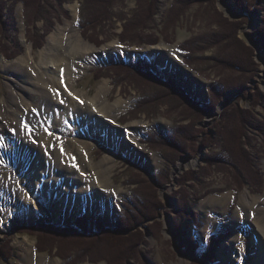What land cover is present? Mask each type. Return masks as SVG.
<instances>
[{"label": "rangeland", "instance_id": "rangeland-1", "mask_svg": "<svg viewBox=\"0 0 264 264\" xmlns=\"http://www.w3.org/2000/svg\"><path fill=\"white\" fill-rule=\"evenodd\" d=\"M27 1L31 3V0H26V3H28ZM91 1L89 0L88 4L91 5ZM94 1L100 2L98 0ZM106 1L111 4L106 14L101 16L99 21L90 24L87 21L79 25L80 16L84 18L87 15L85 0H41L45 6L44 13H36V16L40 17L37 19L26 15L31 11V8H29L31 6H25L22 0H0V45H3L8 50L6 56L0 51V57L6 61L7 67L10 65L7 69L0 68V101L6 99L12 91L17 89L20 91L21 86H23V72L19 71V66L12 63L18 57L23 58L24 55H29L27 51L30 48L34 58H31L28 69L34 68L39 61V50L45 46L48 34L58 24H63L67 20H73V5L75 4H77L76 17L79 32L94 47L99 48L111 41L117 40L125 47L135 48L136 52L141 50L136 55H130L131 58L129 59H123V57L120 58L118 56V58L110 60L105 59L104 62L98 64L89 62L85 67L80 68L78 71L74 70V73L71 74V84L73 83L76 89L80 91L88 92L89 95L95 92L102 79L109 80L111 89L107 92V98L113 101L115 98L121 96L123 101L128 103L126 109L119 113L116 125H125L130 121L140 120L141 128L137 129L138 132L130 137L131 142L129 143H131V146L127 143H120L115 146L114 167L110 177L107 175V178L108 180L111 179L112 185L117 188L118 196L113 198L110 195L112 199L111 201L108 200V204L101 202L102 198L96 203L92 202L91 199L96 194V189L91 188L87 192H81V190L87 189L85 181L73 182L71 178L69 179V186L70 188L75 186L77 189L73 191L75 193H72V197L74 204L78 206L69 209L67 206L68 202L65 199L71 194H68L65 188L62 187V189L56 192V190H53L55 187L53 186L54 183L49 185L50 178L42 175L40 176L41 182L39 181L37 184L33 180L34 177L27 178V174H24L22 169L19 168L22 164L19 165V158L23 155L28 156L31 151L26 150L27 152L24 154L22 149L12 147L6 142L5 138H3L4 142L0 140V166L1 164L7 166V163H9L8 159H10L9 155H12L15 163L10 167L9 171L12 174L13 181L16 180L15 183L22 189L28 192L31 191V195L34 197L31 198L30 196L29 200L32 203L39 204L38 207L41 208V210H38L34 204L33 207H30L23 200H20L19 202L9 204L7 210L2 212L0 215V264H26L25 257L27 252L23 248L25 244H32L34 246L33 254L37 258L43 259L41 264H63L64 260L57 256V250L74 248L73 246L75 245H66L62 241L63 239L61 238L63 237L61 235L58 237L57 234L49 232L47 234L49 237L48 243L41 245L43 246L42 248H47V250H38L36 247V237L32 233L33 228L31 227L34 223H49L54 228H58L69 224L79 213L85 212L87 215L100 214L104 219V223L111 226L113 224V215L121 211L122 202L126 201L130 194L131 187H133L130 185V182L142 179L145 184L146 180H148L147 178L150 177V173L160 169L164 170L166 162H164L159 151L151 150L150 147L147 148L145 136L149 132L167 131L172 126V122L186 124L189 119L184 116L185 103L183 99L168 95L172 99H168L169 102L167 104L162 103L167 100L165 97L162 101L151 104L150 102L152 101L149 100L150 102L140 103L139 106H136V102L139 99L146 97V95L152 93L154 88H157L156 83L151 79L148 80V78L141 77L138 73L129 74L121 68L108 67L113 63H128L144 58L148 61V69L153 74H156V68L162 69V78L164 80L168 78L174 79L173 83H175L176 87L183 90L187 96L193 95L200 102L206 103L209 99L208 90L215 81L213 78L220 76L217 71L211 69L212 66L208 60L199 63L205 71L203 74L183 64L184 54L179 50L177 45L183 40L216 28L214 22L220 20V17L227 21L245 19L237 29L236 37L241 40L243 45L251 48L253 51L252 57L258 64V70L253 73L252 78L248 79L246 88L243 89V95L242 91L241 94L240 91H226L222 95L221 100L214 106V109L208 114H204L196 125L205 130L207 129L206 131L212 134L216 141H222L223 137L221 138L220 135L213 132L211 124L218 118L217 116L226 105L239 103L243 107H248L249 102L254 98V95L250 94L257 87L261 105L256 106L254 112L258 121L263 126L261 128L257 127V129L260 128L259 130L253 129V126H248V132L252 135V142L249 145L250 148H246V150H249L252 158V171H249L248 168L250 167H247L238 160L239 165L237 168L239 176L235 177L229 170L224 172L226 170L224 167L220 166L221 168H218L219 165L215 167L217 169H224L211 170L214 167L212 164L210 168L207 166L210 170L208 174L198 176V178L189 182L186 181V187L185 184L183 186L189 191L191 197L190 204L193 210L196 211L197 220L202 224L201 228L197 231L201 241L204 242L214 233H225L224 238L216 247V261L214 264H220L222 258L230 256V264H253L256 250L262 247L263 242L254 221L249 218V214L251 215V208H255L254 205L256 206V201L251 199L250 196L257 197V199L262 197L259 201L260 203L264 199V47L255 43L252 37L255 31L259 30V26H261L264 10L258 7L250 10L242 9L237 6L235 0H197L196 2L191 0L189 4H185L182 8L173 9L174 13L169 17L170 8L174 0H155L154 8L156 11H154L151 16L152 19L149 21V19H145L146 7L148 8L147 0ZM98 13L100 14V12ZM251 15L257 16V21L252 26L250 23ZM144 20H148L146 25ZM139 26L145 27V34L152 33L154 40L151 42L139 41L138 38L140 37L134 36L137 32L144 34ZM221 26V33L223 32L222 34H224V31H227L226 26L224 24ZM164 34L167 35V38L163 36ZM128 35H133V37H128ZM216 47L206 51L205 55L212 56L217 51ZM168 50H174L173 54H180V56H171L170 59L163 60L162 54ZM212 63L214 64L213 60ZM101 67H103L102 70ZM225 72L234 75V71L230 67L226 68ZM221 74L223 77V73ZM181 82H185V84ZM230 95L234 97L225 103L226 96ZM229 123L226 122V125ZM120 127L123 128V126ZM136 138H139V142L145 148H141L138 144L134 143V139ZM116 139L118 140V137ZM60 141H63V139ZM107 147V144L99 142L96 147L92 148V151L87 152L85 159L87 162L93 161V168L88 164L87 166L81 164L79 167L85 168V171H89L91 176L96 177V174L99 175V168L96 165L100 164L99 161L105 155ZM221 147L210 148L197 142L196 153L189 155L182 152L174 158L173 164L170 165L167 162V169L169 170L168 181L163 184L154 185L156 194L162 201L163 206L155 218L145 219L138 224V229L145 242L135 253V256H139V252L140 256L142 255L143 260L140 261L141 264H200L198 261L193 260L191 256L180 251L176 245V240L173 238V217L176 215L175 208L178 204L176 195L183 174L188 170L198 171L199 167H203V157L215 154ZM28 151L30 152L28 153ZM32 154L31 159H29L30 162L38 155L37 151H34ZM31 163L33 164L34 160ZM49 163L50 161H46V167L51 165ZM180 163L183 166L178 169ZM79 167L77 168V172H83ZM208 169L205 168L207 171ZM29 174L32 175V173ZM259 174L261 176H259L258 180L256 176ZM249 176H251V181L248 179ZM45 187L49 188V193L44 191L46 190ZM38 188L40 191L39 196L37 194ZM101 189L99 190V196L105 194L103 193L104 189ZM247 191H249V197ZM110 192L109 190V194ZM80 193L85 196L84 199L86 201L79 198ZM36 198L41 199V202H37ZM3 203L1 201L0 205L2 206ZM21 205L23 206L20 208ZM259 207H262L261 209L264 210V204L262 206L259 204ZM38 211H43L47 216L39 217ZM32 214L36 216L33 219L31 218ZM154 221L160 224L158 231H154L150 226H153ZM185 222L189 224L187 230L190 233L196 231L192 221L188 222L186 220ZM44 229L41 228L38 231L42 234ZM183 229L186 230L185 228ZM235 232L236 237L233 241V250L231 248V250L224 249L225 246L223 247V244ZM97 237L100 236L96 234L90 236V238H93L92 240H95L94 238L101 240V238ZM21 239H23L22 244L19 243ZM220 249L222 250L220 251ZM100 256L102 255L95 256L92 249L88 248V250L86 249L76 257L77 260L74 264H111L109 263V259H101ZM107 256L110 257V255ZM225 262L222 261L223 264ZM126 264L138 263L132 260Z\"/></svg>", "mask_w": 264, "mask_h": 264}, {"label": "trees", "instance_id": "trees-1", "mask_svg": "<svg viewBox=\"0 0 264 264\" xmlns=\"http://www.w3.org/2000/svg\"><path fill=\"white\" fill-rule=\"evenodd\" d=\"M22 1L25 6H31L29 7L31 8V11L28 8L30 12L26 14L30 16V18H40L36 16V13H44L45 6L43 4L44 2H41V0H31V3L29 1L26 3V0ZM88 1L89 0H85L87 15H85L84 18L83 16H80L79 25H82L87 21L89 24L99 21L101 16L106 14L107 9L111 4L106 0H98L100 1L98 3L97 1L92 0L90 5L88 4ZM192 1L196 2L197 0ZM190 2L191 0H174L172 2V7L170 8L169 17L174 13L173 9H180ZM235 2L237 3V6L242 9L250 10L254 7H258L261 10H264V1L262 0H256L254 2L253 0H235ZM147 4L148 8L146 7L145 19L151 21V16L154 11H156L154 8L155 0H147ZM91 6L93 7V10ZM98 12H100V14ZM244 20L245 19L239 21H227L220 17V20H214L216 28L209 32L183 40L178 44V48L184 52L183 62L189 68L203 74L205 71L201 68L199 63L208 60L212 66L211 69L217 71L220 76L213 78L215 81L208 90L209 100L206 103H201L196 98L187 96L183 90L176 87L175 83H173L174 79L172 80L171 78H168L164 80L162 78V69L156 68V74H153L148 69V61L144 58H140L130 65L127 63H115L109 65L108 68H121L129 74L138 73L141 77L145 79L148 78V80L151 79L156 83L157 88H154L152 93L146 95V97L139 99V102H136V106H139L140 103L143 104L144 102L152 101L150 102L152 104L162 101L165 97L167 100L162 103L167 104L169 102L168 99H172L169 98L170 96L168 95H173L172 97L177 96L178 98H182L185 103L184 116L189 119V121L186 124L182 122H173V126L167 130V133H146L145 140L147 146L162 154L166 166L164 170H157L150 173V177L147 178L148 180H146L145 184L142 179L130 182V185L133 186L131 187V194L123 203V210L114 216V224L111 227L104 226L100 216L87 217L85 214L75 217L72 223L58 228H54L52 224H34L31 227L33 228L32 233H34L36 237V247L38 250H47V248H42L43 246L41 245H46L48 243L49 237L47 234L53 232L57 234L58 237L59 235L63 237L61 239H63L62 241L64 244L69 246L75 245L73 246L74 248L57 250L56 254L64 260L63 264H74L77 260L76 257L86 249L88 250V248L92 249L95 256L102 255L100 256L101 259H109V263L111 264H126L132 260L141 264L140 261L143 260L142 255L140 256L139 252V256H135V253L145 242L138 229V224L145 219L155 218L163 206L162 201L156 194V188L154 185L163 184L168 181L169 170L167 169V162L170 165L173 164L174 158L182 152L189 155L196 153L197 142H199L200 145H207L210 148L222 147L215 154L204 156L203 167H199L198 171L188 170L183 174L176 195L178 204L175 208L176 215L173 217V238L176 240V245L179 247L180 251L191 256L193 260L198 261L200 264L215 263L216 247L224 238L225 233L212 234L205 242L201 241L197 231L201 228L202 224L197 220L196 211L193 210L192 205L190 204L191 197L189 191L185 188V182L195 180L198 176L208 174L210 172L208 167L210 168L212 164L214 167H218L217 165H219L218 168H221L220 166L224 167L226 169L224 172L229 170V172L235 177L239 176V170L237 168L239 165L237 162L238 160L247 167H250L248 169L249 171H252V158L249 150H246V148H250L249 145L252 142V135L248 132V126H253V129H257V127L261 128L263 126V124L258 121L254 112L256 106L261 105V99L259 98L257 87L252 91V93H254L256 89L255 93L250 94L254 95V98L249 102L248 107H243L239 103L226 105L217 116L218 118H216L211 124L213 127L212 129L214 130L213 132L220 135L221 138L223 137L222 141H216L212 134H209L206 131L207 129L205 130L196 125L204 114H208L214 109V106L221 100L222 95L226 91L239 90L240 94L242 91L243 95V89L246 88L248 79L252 78L253 73L258 70V64L252 57L253 51L251 48L243 45L241 40L236 37L237 29ZM147 21L144 22L145 25ZM222 24H224L227 29L226 32L224 31V34H222L223 32L221 33L220 30ZM148 25H150V23H148ZM144 28V26L140 27V30H142V33L144 34L137 32L134 36L140 37L138 38L139 41H153V34H145ZM163 36L167 38V35L164 34ZM128 37H133V35H128ZM252 39L255 43L264 47V16L261 26H259V30L255 31ZM214 47H216V53L212 56L205 55L206 51L211 50ZM0 51L5 56L8 54V50L4 48L3 45H0ZM212 60L214 64L212 63ZM229 67L234 71V75L225 72L226 68ZM102 69L103 67H101V70ZM220 72L223 73V77ZM226 122L230 123L226 125ZM200 135L201 137H199ZM204 167L207 168L208 171L205 170ZM214 167H212L211 170L215 171L224 169H217ZM259 176L261 175L259 174L256 176V179L259 180ZM248 179L251 181V176H249ZM184 184L185 187L183 186ZM186 220H188V222H193L192 224L196 231L190 233V231L187 230L189 224L185 222ZM150 226L154 231H158L160 228V224L157 221H154L153 226ZM41 228H45L42 234L38 231L41 230ZM95 234L100 236L97 238H101V240H97L96 238H94L95 240H92L93 238H90L91 235ZM107 255H110V257Z\"/></svg>", "mask_w": 264, "mask_h": 264}, {"label": "bare ground", "instance_id": "bare-ground-1", "mask_svg": "<svg viewBox=\"0 0 264 264\" xmlns=\"http://www.w3.org/2000/svg\"><path fill=\"white\" fill-rule=\"evenodd\" d=\"M73 15V20L58 24L48 34L45 46L39 50V61L34 68L28 69L31 58H34L30 48H28L29 51L27 53L31 57L24 55L23 58H16L12 64L19 66V71L23 72V86H21L20 91L19 89L14 90L6 99L0 101V140L4 142L3 138H5L6 142L12 147L22 149L24 154L27 152L26 150H30L31 153L28 156L23 155L24 157L21 156L20 160L18 159L20 161L19 165L22 163L18 167L22 169L24 174H27V176L25 175L27 178L34 177L33 180L37 184L42 175L50 178L49 185L54 183L53 186L55 187L53 190H56V192L62 187L65 188L68 194H71L65 199L68 202L67 206L69 209L78 206L74 204L72 197V193H75L73 191L77 189L75 186L71 188L69 186V179L71 178L73 182L85 181L87 189L81 190V192H87L91 188L96 189L97 192L91 199L92 202L96 203L102 198L101 202L108 204V200L111 201L112 199L110 195L113 198L118 196L117 188L112 185L111 179L108 180L107 178V175L110 177L114 167L115 146L120 143H127L131 146V143H129L131 142V135L138 132L137 129L141 128L140 120L130 121L125 125H116L119 113L126 109L128 103L123 101L121 96L113 101L107 98V92L111 89L109 80L102 79V82L92 95L76 89L75 85L70 82L71 74L74 73V70L78 71L89 62L98 64L104 62L105 59L110 60L118 58V56L120 58L123 57V59H129L131 58L130 55H136L141 50L136 52L135 48L125 47L117 40L99 48L94 47L79 32L76 17L77 4L73 5ZM256 21L257 16L251 15V26ZM173 52L174 50L164 52L162 54L163 60H168L171 56H180V54L175 55ZM127 64L130 65L132 62ZM8 67L6 61L0 57V68L7 69ZM183 67L185 68V66ZM185 69L188 70L187 68ZM189 74L191 75V73ZM181 83L185 84V82ZM233 97V95L226 96L225 103L229 102ZM120 126H123V128ZM49 132L53 134L49 135ZM160 132L167 133V131ZM117 137L118 140L116 139ZM61 139L63 141H60ZM99 142L107 144L108 147L105 155L99 161L100 164L96 165L99 168V175L96 174L95 177L91 176L89 171L86 172L85 168L79 166L81 164L87 166L88 164L92 168L94 167L93 161L87 162L85 157L87 152L92 151V148L96 147ZM134 143L141 148H145L139 142V138L134 139ZM61 147L63 148V153L61 152ZM32 151H37L38 153L36 158L33 159V164L31 163L33 160L31 162L29 160L31 155H33ZM159 154L162 155L160 152ZM9 157L8 165L1 164L0 166V202H4L2 206L0 205V215L7 210L9 204L20 200H23L30 207H33L34 204L38 210H41L38 207L39 204L32 203L29 200L30 196L31 198L34 197L31 195V191L28 192L22 189L15 183L16 180L13 181L9 170L15 160L13 161L12 155H9ZM46 161H50L49 164L51 165L48 166L47 164L48 167H46ZM182 166L180 163L178 169ZM78 167L83 172H77ZM29 173H32V175ZM45 188L46 190L44 191L49 193V188ZM101 188L104 189L103 193L105 194L99 196ZM109 190L111 191L110 194ZM37 191L39 196V188ZM84 197L80 193L79 198L86 201ZM250 198L256 201V206L254 205L255 208H251L252 212L251 215L249 214V218L254 221L260 238L263 240L262 247L256 250L253 264H264V210L261 209L262 207L258 208L259 204L261 206L264 204V199L260 203L259 201L262 197L257 199V197L250 196ZM36 201L41 202V199L36 198ZM38 213L39 217L47 216L43 211H38ZM34 217L36 216L32 214L31 218L33 219ZM235 237L236 232L225 241L223 244V247L225 246L224 249L231 248L233 250ZM19 243L22 244L23 239ZM23 248L27 252L25 257L26 264H41L43 262L42 258H37L33 254L34 246L32 244H25ZM230 258L231 256L222 258L220 264H223L222 261H226L225 264H230Z\"/></svg>", "mask_w": 264, "mask_h": 264}, {"label": "snow or ice", "instance_id": "snow-or-ice-1", "mask_svg": "<svg viewBox=\"0 0 264 264\" xmlns=\"http://www.w3.org/2000/svg\"><path fill=\"white\" fill-rule=\"evenodd\" d=\"M62 103H63V101H61ZM25 127H27V126H25ZM47 131V130H46ZM49 135H52L53 133H51V132H49L48 133ZM61 152L63 153V148L61 147ZM75 166V165H74Z\"/></svg>", "mask_w": 264, "mask_h": 264}]
</instances>
